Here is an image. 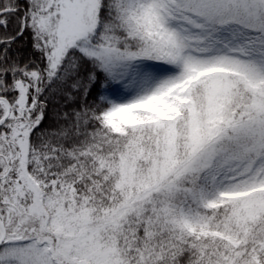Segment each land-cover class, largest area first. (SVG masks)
Returning <instances> with one entry per match:
<instances>
[{
	"label": "snow or ice",
	"instance_id": "snow-or-ice-1",
	"mask_svg": "<svg viewBox=\"0 0 264 264\" xmlns=\"http://www.w3.org/2000/svg\"><path fill=\"white\" fill-rule=\"evenodd\" d=\"M0 264H264V0H0Z\"/></svg>",
	"mask_w": 264,
	"mask_h": 264
},
{
	"label": "trees",
	"instance_id": "trees-1",
	"mask_svg": "<svg viewBox=\"0 0 264 264\" xmlns=\"http://www.w3.org/2000/svg\"><path fill=\"white\" fill-rule=\"evenodd\" d=\"M19 47H20L21 52L24 54H28L31 52L30 42L27 39H24L19 45Z\"/></svg>",
	"mask_w": 264,
	"mask_h": 264
}]
</instances>
